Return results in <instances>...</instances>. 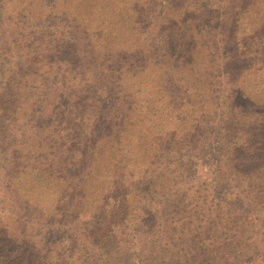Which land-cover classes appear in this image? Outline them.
I'll use <instances>...</instances> for the list:
<instances>
[{"label": "trees", "instance_id": "16d2710c", "mask_svg": "<svg viewBox=\"0 0 264 264\" xmlns=\"http://www.w3.org/2000/svg\"><path fill=\"white\" fill-rule=\"evenodd\" d=\"M244 97L262 117L239 126ZM218 114L217 200L191 162ZM0 118V153H35L25 184L52 198L38 264H264V0H0Z\"/></svg>", "mask_w": 264, "mask_h": 264}, {"label": "rangeland", "instance_id": "374dc122", "mask_svg": "<svg viewBox=\"0 0 264 264\" xmlns=\"http://www.w3.org/2000/svg\"><path fill=\"white\" fill-rule=\"evenodd\" d=\"M58 1L60 2V0ZM253 27L254 24H249L245 28L251 30ZM210 33L212 34V30H210ZM215 33L217 34V31H215ZM42 80H44V76L39 78V83ZM222 83L224 84H222L220 89V92L222 93L221 99H223L226 84H232L227 79H224ZM258 94L259 93L257 91L252 93L254 99L260 97ZM91 95L92 99H95L97 102L106 101L105 97L100 95L99 92H92ZM245 97L241 100L242 107L233 112V115H235V120L239 126L243 122H249L250 119L251 124H254L257 118L262 117L258 114L259 111H262V108L256 110V108H254L255 105H252L251 101L249 100H247L246 103H243L245 101ZM63 101L66 103V96H64ZM60 103H62V100ZM94 104L96 103H91V115L97 114V111H99L98 108L93 106ZM222 112L218 111V113L222 116L229 114L228 111L223 110ZM219 114L216 118L206 123L205 129H202V132L206 135V137L201 144L199 154L194 156L191 162L192 176L196 178L198 183H206V185L209 184L212 189L216 188V195H218L217 200L218 198L224 196L220 190L225 186L231 185L229 183H225V181L230 182L228 179H235V177L231 176L230 169L227 166H224L223 163L222 153L224 154L225 150L227 149V138L226 136L224 138L225 123L224 120L219 117ZM3 124L9 125L7 121H2L0 118V126ZM0 136L2 138L7 137V142L10 144L12 136L11 131L7 132L6 129H4L1 131ZM18 149L19 150H16L15 152L11 150L10 147H8L6 151L0 153V178L1 176L3 177L2 181L0 179V239L7 247L5 250H3L1 248L0 242V257L6 254L9 261H13V264H18L23 261L26 256L31 255L29 257L34 256V261L38 264L40 221L39 209H43V211L47 212L46 214H48V212H50L54 206L52 207L50 205L52 198L48 199L46 197L48 194L39 198V173L34 172L32 175L33 179L38 182L34 191H31L29 185L25 184L26 177L29 175V170L25 172H23V170L31 163H33L35 166H39V160L34 162L35 153L32 152L30 155H28L27 150L22 148L20 145ZM17 162L22 163L21 168L17 165ZM8 174L12 176L16 175V177L12 179V177H10ZM239 187L242 190V187ZM238 192L239 189L231 188L228 191V194L231 198H239L237 195ZM42 198L45 200H41ZM28 205H30V208H27ZM245 210L247 211L248 215L253 214L254 217H256V226L253 227V238H251V242L255 241L256 243H259V247L261 248L264 237V212L260 208L253 206H249L248 208H245ZM244 215H247L245 211ZM61 233L68 237L70 236V232H68V230H62ZM17 241L22 247L26 245L28 255L25 254V250V252L22 251L16 254V251L21 249L20 245L18 246Z\"/></svg>", "mask_w": 264, "mask_h": 264}]
</instances>
